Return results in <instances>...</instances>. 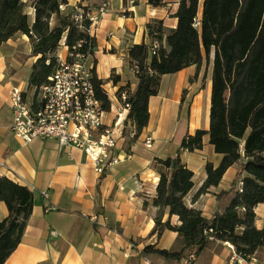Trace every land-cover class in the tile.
<instances>
[{
  "label": "crops",
  "instance_id": "crops-1",
  "mask_svg": "<svg viewBox=\"0 0 264 264\" xmlns=\"http://www.w3.org/2000/svg\"><path fill=\"white\" fill-rule=\"evenodd\" d=\"M33 1L23 0L29 25L34 22ZM179 2L163 0L162 6L152 7L147 0L135 4L131 0H67L66 11L82 5L91 16L97 15L102 3L108 5V12L89 28V36L96 44L90 62L111 102L110 112L106 113L111 116L104 118L106 125L112 123L119 107L118 90L127 87L133 92L137 85L127 63L129 48L147 42L146 27L153 21H162L164 31L174 29L177 19L173 16ZM199 2L201 5L203 0ZM31 49L28 37L21 34L0 45V177L33 194V207L21 242L4 264L264 263V250L253 256L256 262H240L234 247L220 241H212L198 255L191 253L196 256L193 262L142 254L148 246L168 252L182 248L174 231L153 234L156 219L168 221L172 227L181 223L177 216H169L167 209L153 206L159 177L151 165L154 159L177 155L180 144H172L174 134L181 131L184 138L197 130H209L213 58L198 74L196 67L191 66L161 77L157 96L149 99L147 127L135 143L130 144L123 135L117 141L116 153L129 154L131 159L99 175L78 149L60 150L54 140L37 139L25 144L14 137L9 96L17 88L26 100L30 93L33 99L34 88L28 87V78L36 58L31 57ZM59 52L62 57L66 54L65 49ZM111 75L119 77L116 85L110 80ZM147 137L152 139L150 148L144 145ZM202 141L201 150L180 153L182 162L193 173V188L184 202L211 220L215 212L228 206V198L217 201L216 197L230 189L240 166L229 168L217 187L195 197L206 180L205 165L210 163L216 168L222 159L209 144L208 135ZM240 187L241 183L237 184V189ZM47 206L55 209L45 212ZM255 215V227L261 230L264 204L255 208ZM7 216V208L0 201V221Z\"/></svg>",
  "mask_w": 264,
  "mask_h": 264
},
{
  "label": "trees",
  "instance_id": "trees-1",
  "mask_svg": "<svg viewBox=\"0 0 264 264\" xmlns=\"http://www.w3.org/2000/svg\"><path fill=\"white\" fill-rule=\"evenodd\" d=\"M131 1L135 4L138 0ZM147 2L152 7L163 5V0ZM61 5H67V0H34V22L29 25L23 0H0V45L17 34L25 35L31 44V57L36 58L28 78L29 88H39L53 74L63 37L69 50L82 42L79 52L90 56L94 53L95 41L86 31L90 22L84 20L85 30H78L71 20L75 9L61 13ZM83 10L87 12L86 8ZM173 17L177 19L174 29L164 31L162 21H153L146 27L147 42L128 50V66H136L138 74L134 75L137 85L133 92L127 87L117 92L118 96L126 92L130 105L122 135L132 144L147 127L149 99L157 96L162 76L191 66L196 67L198 74L209 65L212 54L209 130L185 136L175 157L153 160L151 167L159 180L152 204L167 209L168 215L177 216L181 223L172 227L168 221L156 219L153 234L174 231L182 248L168 252L148 246L142 254L181 261L191 253L198 255L212 241H220L249 259L264 250V228L255 227V208L264 204V0H203L201 5L199 0H180ZM154 42L159 44L155 54L151 51ZM110 80L116 85L119 77L111 75ZM92 82L96 98L104 111L110 112L111 102L94 64ZM205 135L222 159L216 168L210 163L205 165L206 180L195 197L217 187L229 168L240 166L230 189L216 197L217 201L228 198V206L215 212L211 220L185 205L184 199L193 188V173L180 158L181 152L201 150ZM239 183L241 187L237 189ZM0 201L8 211V216L0 221V264H4L21 242L31 215L33 194L0 177Z\"/></svg>",
  "mask_w": 264,
  "mask_h": 264
},
{
  "label": "built area",
  "instance_id": "built-area-1",
  "mask_svg": "<svg viewBox=\"0 0 264 264\" xmlns=\"http://www.w3.org/2000/svg\"><path fill=\"white\" fill-rule=\"evenodd\" d=\"M87 0H81V3ZM82 5L75 8L71 20L78 30L84 31V20L95 25L99 18L108 12L107 3H102L97 9L96 16H91L83 10ZM61 13L66 12V5L59 6ZM199 25V21L196 22ZM89 28L86 30L89 34ZM82 42L69 50L65 46L63 37L58 50H66L64 57L57 54V67L47 82L34 89L31 101L26 100L21 90L15 88L10 92L9 106L12 112L11 131L15 138L29 144L34 140H54L59 149L72 147L84 153L93 165L94 171L102 175L106 169L131 159L129 154L116 153L117 141L121 138L130 105L127 93L119 96V107L116 109L110 125H106L101 102L96 98L92 82V63L89 53L78 50ZM159 44L154 42L151 47L153 54ZM133 75L138 74L136 66L130 68ZM152 139L144 141L146 148H150ZM44 196L47 195L44 193ZM55 209L47 206L45 212ZM239 261L250 260L238 255ZM196 256L187 257L188 262L195 261ZM264 264V263H261Z\"/></svg>",
  "mask_w": 264,
  "mask_h": 264
},
{
  "label": "rangeland",
  "instance_id": "rangeland-1",
  "mask_svg": "<svg viewBox=\"0 0 264 264\" xmlns=\"http://www.w3.org/2000/svg\"><path fill=\"white\" fill-rule=\"evenodd\" d=\"M210 58H213V55L211 54V56H210ZM31 94V93H30ZM30 94H29V96H28V101H31V96H30ZM112 95V94H111ZM110 114H107L106 115V118H110ZM183 138H182V132L181 131H179L177 134H174L173 135V143L172 144H180V142H181V140H182Z\"/></svg>",
  "mask_w": 264,
  "mask_h": 264
}]
</instances>
